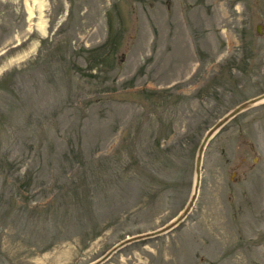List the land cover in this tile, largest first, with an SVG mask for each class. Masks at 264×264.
Here are the masks:
<instances>
[{"label":"rangeland","instance_id":"1","mask_svg":"<svg viewBox=\"0 0 264 264\" xmlns=\"http://www.w3.org/2000/svg\"><path fill=\"white\" fill-rule=\"evenodd\" d=\"M263 93L264 0H0V264H264V102L165 229Z\"/></svg>","mask_w":264,"mask_h":264},{"label":"water","instance_id":"2","mask_svg":"<svg viewBox=\"0 0 264 264\" xmlns=\"http://www.w3.org/2000/svg\"><path fill=\"white\" fill-rule=\"evenodd\" d=\"M263 26L261 24L257 25V31L260 33L261 32V28ZM261 98H264V93L256 96L254 98H251L249 100H247L246 102H243L239 105H237L235 108H233L232 110H230L227 114H225L220 120H218L204 135V137L202 138V141L200 143V146L198 148L197 151V155L195 158V174H196V178H195V184H194V191L192 196L190 197V200L187 204V206L183 209V211L177 216V218H175L173 220V222H171L168 226H166V230L176 226L179 222L182 221V219L188 214L189 210L191 209V207L193 206V203L196 199V195L198 192V188H199V184H200V168H201V161H202V155H203V151L205 146L207 145V143L209 142V140L213 137V135L220 129V127L225 124L229 119L233 118L234 116H236L238 113H240L241 111L251 107L252 105L255 104L256 101L260 100ZM161 231L163 230H156L153 232H150V234H143V235H136V236H132L130 238H127L126 240L120 242L119 244H117L116 246H114L105 256H103V258H101L100 260H98L97 262H94L93 264H98L99 262L105 260L111 253H113L117 248L133 242V241H137L139 239H142L143 237H145L146 235H155V234H159Z\"/></svg>","mask_w":264,"mask_h":264},{"label":"bare ground","instance_id":"3","mask_svg":"<svg viewBox=\"0 0 264 264\" xmlns=\"http://www.w3.org/2000/svg\"><path fill=\"white\" fill-rule=\"evenodd\" d=\"M38 25H39V26H38L39 29L42 31L43 29H42V27L40 26V23H39ZM42 32H43V31H42ZM258 102H264V98H261L260 100L256 101L255 104L258 103Z\"/></svg>","mask_w":264,"mask_h":264}]
</instances>
